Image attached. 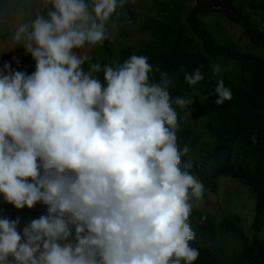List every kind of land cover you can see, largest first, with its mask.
Instances as JSON below:
<instances>
[{"label":"clouds","instance_id":"obj_1","mask_svg":"<svg viewBox=\"0 0 264 264\" xmlns=\"http://www.w3.org/2000/svg\"><path fill=\"white\" fill-rule=\"evenodd\" d=\"M124 4L8 6L11 41L35 70L0 69V196L47 210L22 232L19 218L0 217V264H193L200 255L189 218L205 185L181 164L190 148L178 144L174 107L193 97L170 98L172 79L161 72L153 82L146 55L113 65L86 51L113 38ZM184 79L196 85L204 75L197 67ZM214 94L218 105L232 99L223 80Z\"/></svg>","mask_w":264,"mask_h":264},{"label":"trees","instance_id":"obj_2","mask_svg":"<svg viewBox=\"0 0 264 264\" xmlns=\"http://www.w3.org/2000/svg\"><path fill=\"white\" fill-rule=\"evenodd\" d=\"M187 1L193 2V8L184 21L182 3L184 6ZM146 2L125 0L124 12L117 13V33L129 39L144 34L147 41L116 52L108 39L98 44L105 52L100 63L115 65L135 53L148 57L153 82H159L160 73L167 72L173 81L170 98L193 97V104L186 109L174 105L179 114L178 144L190 148L182 155V166L192 163L189 171L203 181L204 195L217 194L222 177L235 179L254 194L252 235L238 216L218 219L193 207L189 222L196 238L190 246L200 253L193 264H264V239L260 235L264 228V57L236 50L234 43L220 40L201 19L214 13L226 16L241 26L252 44L264 48V0H178V12H170L165 19L145 17L140 23L149 8ZM13 57L22 71L30 74L35 70L34 60L22 45L14 46ZM215 65H220L219 72L213 71ZM197 67L204 79L189 85L184 73ZM98 75L102 78V73ZM219 80L232 92V99L220 105L215 103L214 94ZM24 226L20 220L18 231Z\"/></svg>","mask_w":264,"mask_h":264},{"label":"rangeland","instance_id":"obj_3","mask_svg":"<svg viewBox=\"0 0 264 264\" xmlns=\"http://www.w3.org/2000/svg\"><path fill=\"white\" fill-rule=\"evenodd\" d=\"M145 1H147L145 6L149 5L147 6L149 8L143 13V18L140 23L145 17L149 16H155L158 19H165L170 15V12H178V7L181 8V3H178V0L170 3H168L169 0ZM182 8V19L186 21V17L193 8V2L187 1L184 3V6L182 3ZM123 12V8H118L117 13L121 14ZM201 19L220 40H228L234 43L236 50L240 52L254 53L264 57V48L252 44L243 32L241 26L229 20L226 16L214 13L202 16ZM147 39L148 36L144 34L129 39L122 37L116 31L113 38L109 39V41L111 46L114 47L113 49L117 52L127 46L132 48L139 47L143 45ZM86 51L90 56L94 54V56H91L94 59H92L93 62H100L102 54L105 53L103 48L99 45L91 46ZM255 205L254 194H252L251 190L231 177H222L220 179V187L217 194L209 192L201 199L193 200L194 208L208 212L214 218L221 219L223 217L231 216L240 217L242 224L249 235L253 234L252 224L255 216ZM46 210L47 206L40 203L35 205L32 209L27 207L16 209L12 204L6 202L3 196H0V215L14 219L19 218L25 225L29 224L32 219L38 218L42 214H46ZM260 235L264 239V228Z\"/></svg>","mask_w":264,"mask_h":264},{"label":"crops","instance_id":"obj_4","mask_svg":"<svg viewBox=\"0 0 264 264\" xmlns=\"http://www.w3.org/2000/svg\"><path fill=\"white\" fill-rule=\"evenodd\" d=\"M11 3H15V0H0V69L5 63H9L12 69L22 71V65L16 67V58L13 57L15 45L11 41V33L14 30L15 18L8 11Z\"/></svg>","mask_w":264,"mask_h":264}]
</instances>
